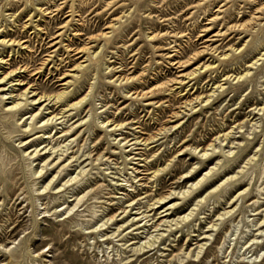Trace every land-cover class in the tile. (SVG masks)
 Masks as SVG:
<instances>
[{
    "label": "rangeland",
    "instance_id": "rangeland-1",
    "mask_svg": "<svg viewBox=\"0 0 264 264\" xmlns=\"http://www.w3.org/2000/svg\"><path fill=\"white\" fill-rule=\"evenodd\" d=\"M0 27V264H264V0H0Z\"/></svg>",
    "mask_w": 264,
    "mask_h": 264
},
{
    "label": "bare ground",
    "instance_id": "bare-ground-1",
    "mask_svg": "<svg viewBox=\"0 0 264 264\" xmlns=\"http://www.w3.org/2000/svg\"><path fill=\"white\" fill-rule=\"evenodd\" d=\"M47 11V10H46ZM1 28L2 27H0V32L2 33L3 31H1ZM5 30V29H4ZM39 33V32H38ZM2 35H3V33H2ZM154 36V35H153ZM152 36V37H153ZM9 43H11L10 45H21L19 42H15V40H14V42H11V41H6V40H1L0 39V44H4V45H8ZM17 43V44H16ZM16 48V47H15ZM14 48V49H15ZM69 48V47H68ZM30 49V48H29ZM15 51V50H14ZM226 57V56H225ZM2 58V57H1ZM7 62V61H6ZM3 64L4 63V61L1 59L0 60V64ZM43 67V66H42ZM208 67V66H207ZM16 71V70H15ZM22 71V70H21ZM196 72V71H195ZM14 72H12V73H10L9 75H12ZM33 72H31V74H32ZM247 74H249V73H247ZM246 74V75H247ZM7 77V76H6ZM6 77L4 78V79H6ZM124 79V78H123ZM240 79H242V78H240ZM0 81H3V80H0ZM13 82V81H12ZM13 84V83H12ZM4 86V85H3ZM22 86H24V85H22ZM31 88H33V87H31ZM5 92V91H4ZM28 92V89L25 91V93H27ZM32 92V91H31ZM34 93V92H33ZM143 93V92H142ZM64 93H62V94H60V95H57V97H54V98H49L48 96L46 97V96H42V97H38L37 99H35V100H33V101H35V103L36 102H41V101H43L44 99H46V100H48V101H51V102H53V101H58V100H61V99H63V97H64ZM24 96V95H23ZM34 96H39V95H36V94H34ZM45 100V101H46ZM85 100V98L84 99H82V101H80L79 103H76V104H74V106H78L79 104H81L83 101ZM14 102V101H13ZM44 102V101H43ZM50 104V103H49ZM56 104V103H55ZM20 106H21V103L20 102H17V103H13L9 108H8V110H10V111H15V113L16 114H18L19 112H18V110L20 109ZM58 117V116H57ZM56 120V117H53V118H50V119H48L47 121H46V124H49V123H53L54 121ZM27 126V125H26ZM30 127V126H29ZM26 130H28L27 128H26ZM153 140V139H152ZM22 144V143H21ZM26 145V144H25ZM24 145V146H25ZM49 150H52V149H49ZM47 151V150H46ZM54 152V151H53ZM29 153V152H28ZM39 152L37 151V152H35V154H34V156L35 155H37ZM41 153V152H40ZM44 154H46V152L44 153ZM55 154V153H54ZM206 151H205V153L202 155V156H206ZM31 155H32V153H31ZM57 157V156H56ZM75 158V157H74ZM47 159V158H46ZM59 160H60V158H59ZM49 161V160H48ZM57 164H59V162L57 163ZM56 164V165H57ZM43 171H44V169H41V170H39V171H37V173H38V175H42V173H43ZM86 174V170L85 171H83V170H80L79 171V173L75 176V177H73V178H71L70 179V181H68V182H66L64 185H63V187H61V188H59V189H57V191H59L57 194H59L60 193V191L64 188V190H66L65 188H66V186L67 187H69L68 185L69 184H71L72 182H74V181H77V179L79 178V176H81V175H85ZM233 179V178H232ZM53 181L51 180V182H49L48 184H47V186L45 187V190H47L50 186H51V183H52ZM78 182V181H77ZM200 183H201V181L199 182V183H197V184H193V185H191V187L189 188V189H187V190H184V191H182V192H172L169 196H167V197H165L164 199H162V200H159V202L157 203L158 205H160L161 207H162V205H166L167 204V200H172V197H174L175 196V198L177 197V198H185L188 194H190L191 193V189L192 188H197L199 185H200ZM74 184V183H73ZM71 186V185H70ZM220 186V185H219ZM216 188V187H215ZM214 189V188H213ZM219 189V187L218 188H216V189H214V190H211L210 192H208V194H206V196L205 197H203V198H201V200L198 202V203H201L202 204V202L201 201H205L209 196H211L212 194H214L217 190ZM52 190V189H51ZM63 191V190H62ZM39 194H41V192L39 193ZM74 201H76V200H74ZM176 203L175 204H172L171 206H169V207H166L165 209H163V214L164 213H169L170 212V210H172L173 208H175L176 207ZM157 206V205H156ZM155 206V209H159L160 207H156ZM196 206H198V205H196ZM196 211V210H195ZM231 211V210H230ZM70 212H73V209H71V211ZM45 213H50V211H46ZM195 212H194V209H192L188 214H186L185 216H183V217H181V218H179L178 220H172V221H167V219H169L168 218V216H170V213L169 214H166L165 216H163V217H161V218H165L166 220H164V224H166V227H169V229L171 230V228L173 227V226H179L180 224H182V223H184V222H186V221H188L189 219H191V217L193 216V214H194ZM127 214H128V211H124L123 213H122V215H126L127 216ZM228 214H230V212H228L227 214H225V215H228ZM69 215V214H68ZM224 215V216H225ZM128 217V216H127ZM126 217V218H127ZM68 218V217H67ZM130 218V217H129ZM221 218V217H220ZM137 220V219H136ZM134 221H135V218H134ZM173 223L175 224V225H173ZM187 223V222H186ZM168 225H170V226H168ZM216 225V224H215ZM181 227V226H180ZM216 228V227H215ZM107 229H109V223L108 222H105V223H103V224H101V225H99V226H97L96 228H90V229H87L86 230V232L84 233V235L86 236V237H89V236H94L95 234H96V236H98V235H101L102 233L101 232H105ZM168 230V229H167ZM160 231V230H159ZM166 232V231H165ZM168 232V231H167ZM99 233V234H98ZM98 234V235H97ZM165 236V233H160V234H157V235H153V236H150V237H148L147 238V240L145 241V242H143L142 244H140V246L139 247H137V250H136V252H138V253H140V254H148V253H150V252H153V251H155L159 246L158 245H160L161 244V242L163 241V239L165 238L164 237ZM167 236V235H166ZM192 237H195V235H193ZM212 235H205L201 240L203 241V240H205L206 242L205 243H203V244H200L199 246H198V250H197V252L195 253V255L193 256L192 254V250H189V252H187L186 253V255H187V257L189 258H192V257H194L195 259L194 260H197V259H200V257H201V255L206 251L205 249L207 248V246H208V244H210L209 243V240H212ZM113 238H114V236H109V235H106V236H104L103 238H102V242H108V241H111V240H113ZM192 241H194V240H192V238L190 237V240L189 241H187L186 242V244H185V246L187 247V249H188V247H189V244L190 243H192ZM210 246V245H209ZM179 259H181V257H179Z\"/></svg>",
    "mask_w": 264,
    "mask_h": 264
}]
</instances>
